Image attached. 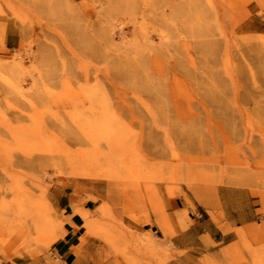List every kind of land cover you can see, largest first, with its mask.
Listing matches in <instances>:
<instances>
[{
    "label": "rangeland",
    "instance_id": "374dc122",
    "mask_svg": "<svg viewBox=\"0 0 264 264\" xmlns=\"http://www.w3.org/2000/svg\"><path fill=\"white\" fill-rule=\"evenodd\" d=\"M70 230L115 264H264V0H0V264Z\"/></svg>",
    "mask_w": 264,
    "mask_h": 264
},
{
    "label": "crops",
    "instance_id": "0c3cea01",
    "mask_svg": "<svg viewBox=\"0 0 264 264\" xmlns=\"http://www.w3.org/2000/svg\"><path fill=\"white\" fill-rule=\"evenodd\" d=\"M16 48L17 46L14 45L13 35L9 34L5 36L3 40L4 53L14 51ZM233 194L236 195L235 193ZM175 206L178 208L177 205ZM169 208L174 210L173 205H169L168 209ZM173 227L176 233L179 232L180 229L177 225ZM153 231L157 235L160 234L158 230L153 229ZM81 233H83V231ZM81 237L82 235H79L77 231L70 230L62 239L58 240L53 245L50 254L56 264H115L112 259L107 258L108 248L105 244H101L98 240L94 242L89 239L80 243V240L83 239V237ZM28 264L48 263L46 260L38 258L33 259Z\"/></svg>",
    "mask_w": 264,
    "mask_h": 264
},
{
    "label": "bare ground",
    "instance_id": "6f19581e",
    "mask_svg": "<svg viewBox=\"0 0 264 264\" xmlns=\"http://www.w3.org/2000/svg\"><path fill=\"white\" fill-rule=\"evenodd\" d=\"M32 198H30L31 200ZM29 200L27 199L25 202H20L18 203V213H15L16 215H18L19 220L22 219L24 225L27 224L28 225V230L26 231L27 236H31L36 235L37 232L40 229V219L39 217L35 214L34 210H35V206H33V204H29ZM24 204V206H23ZM31 207V208H29ZM33 211V212H32ZM170 236V235H168ZM241 264H256L255 263V259L251 258L248 262L246 261H241Z\"/></svg>",
    "mask_w": 264,
    "mask_h": 264
}]
</instances>
